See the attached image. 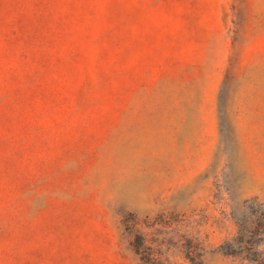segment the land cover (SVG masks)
<instances>
[{
    "label": "rangeland",
    "instance_id": "rangeland-1",
    "mask_svg": "<svg viewBox=\"0 0 264 264\" xmlns=\"http://www.w3.org/2000/svg\"><path fill=\"white\" fill-rule=\"evenodd\" d=\"M0 264H264V0H0Z\"/></svg>",
    "mask_w": 264,
    "mask_h": 264
},
{
    "label": "crops",
    "instance_id": "crops-1",
    "mask_svg": "<svg viewBox=\"0 0 264 264\" xmlns=\"http://www.w3.org/2000/svg\"><path fill=\"white\" fill-rule=\"evenodd\" d=\"M208 100L209 102L206 104L205 108L202 109L201 118L205 121L204 127L213 130L216 124V103L212 97Z\"/></svg>",
    "mask_w": 264,
    "mask_h": 264
},
{
    "label": "trees",
    "instance_id": "trees-1",
    "mask_svg": "<svg viewBox=\"0 0 264 264\" xmlns=\"http://www.w3.org/2000/svg\"><path fill=\"white\" fill-rule=\"evenodd\" d=\"M135 250H136V252H137L138 254H140L139 248H137V246H135ZM245 258H249V257H247V255H245Z\"/></svg>",
    "mask_w": 264,
    "mask_h": 264
}]
</instances>
